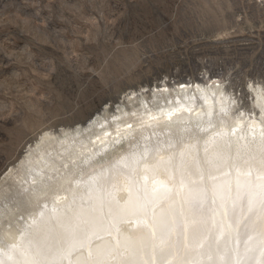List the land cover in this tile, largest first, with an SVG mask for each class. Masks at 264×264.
<instances>
[{
  "label": "bare ground",
  "instance_id": "6f19581e",
  "mask_svg": "<svg viewBox=\"0 0 264 264\" xmlns=\"http://www.w3.org/2000/svg\"><path fill=\"white\" fill-rule=\"evenodd\" d=\"M223 84L41 134L0 176V264H264V90L237 112Z\"/></svg>",
  "mask_w": 264,
  "mask_h": 264
},
{
  "label": "rangeland",
  "instance_id": "374dc122",
  "mask_svg": "<svg viewBox=\"0 0 264 264\" xmlns=\"http://www.w3.org/2000/svg\"><path fill=\"white\" fill-rule=\"evenodd\" d=\"M201 73L236 96L233 111H251L264 0H0V176L44 132L111 123L141 93L152 103L161 80Z\"/></svg>",
  "mask_w": 264,
  "mask_h": 264
}]
</instances>
